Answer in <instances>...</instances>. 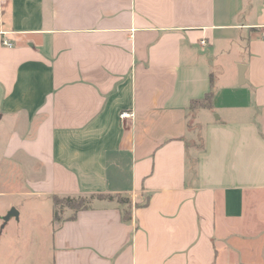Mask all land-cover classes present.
<instances>
[{
  "label": "crops",
  "instance_id": "1",
  "mask_svg": "<svg viewBox=\"0 0 264 264\" xmlns=\"http://www.w3.org/2000/svg\"><path fill=\"white\" fill-rule=\"evenodd\" d=\"M4 177L130 201L61 210L53 264H264V0H0Z\"/></svg>",
  "mask_w": 264,
  "mask_h": 264
},
{
  "label": "rangeland",
  "instance_id": "2",
  "mask_svg": "<svg viewBox=\"0 0 264 264\" xmlns=\"http://www.w3.org/2000/svg\"><path fill=\"white\" fill-rule=\"evenodd\" d=\"M8 178L0 182V264H53V203L16 196L17 185ZM144 202L145 199L141 201ZM12 203L22 209L21 215L12 218L2 230L3 218L13 209Z\"/></svg>",
  "mask_w": 264,
  "mask_h": 264
},
{
  "label": "trees",
  "instance_id": "3",
  "mask_svg": "<svg viewBox=\"0 0 264 264\" xmlns=\"http://www.w3.org/2000/svg\"><path fill=\"white\" fill-rule=\"evenodd\" d=\"M212 99H213V93L211 92L209 95L206 96L204 100H197L193 101L191 104V109L195 110L198 108H211L212 107ZM95 199L99 200H114L117 199L121 204H129V200L123 197H116L112 195H92L90 197H78V198H72V197H57L55 196L53 198L54 203V222H61L62 217L58 211V208L61 210L63 209H71L75 213H78L80 211L88 210L91 208L92 202ZM60 210V211H61ZM125 219H128L130 217L129 212H125L124 214Z\"/></svg>",
  "mask_w": 264,
  "mask_h": 264
},
{
  "label": "water",
  "instance_id": "4",
  "mask_svg": "<svg viewBox=\"0 0 264 264\" xmlns=\"http://www.w3.org/2000/svg\"><path fill=\"white\" fill-rule=\"evenodd\" d=\"M19 218V211L15 208H13L12 210H10L7 215L3 218L4 220V224L2 227V230L6 227V225L8 224V222L12 219V218Z\"/></svg>",
  "mask_w": 264,
  "mask_h": 264
},
{
  "label": "built area",
  "instance_id": "5",
  "mask_svg": "<svg viewBox=\"0 0 264 264\" xmlns=\"http://www.w3.org/2000/svg\"><path fill=\"white\" fill-rule=\"evenodd\" d=\"M1 1H4V0H1ZM4 43V45H6V46H11V44L9 43V42H7V41H4L3 42ZM127 114H124V115H122V116H126Z\"/></svg>",
  "mask_w": 264,
  "mask_h": 264
}]
</instances>
